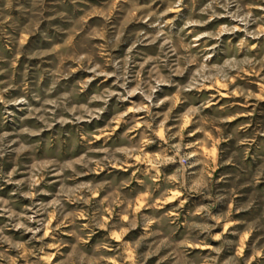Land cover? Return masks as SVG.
<instances>
[{
    "label": "clouds",
    "instance_id": "1",
    "mask_svg": "<svg viewBox=\"0 0 264 264\" xmlns=\"http://www.w3.org/2000/svg\"><path fill=\"white\" fill-rule=\"evenodd\" d=\"M26 2L0 0V62L40 61L35 83L0 80L3 111L23 105L22 121H34L0 132V182L17 185L15 199L0 196V264H264V124L242 121L229 131L227 123L243 107L256 109L257 91L264 96V0ZM14 5L26 23L12 16ZM172 9L188 11L166 18ZM93 16L100 19L88 23ZM35 35L51 48L26 51V37ZM8 71L0 67V76ZM77 72L91 75L69 79ZM217 82L233 97L223 105L203 92ZM14 89L22 94L6 98ZM41 132L49 134L32 139ZM93 136L105 138L97 144ZM205 147L218 150L215 162ZM226 165L234 171L208 178V167ZM169 199L177 203L165 208ZM229 202L232 211L213 214ZM240 212L247 217L230 218ZM233 224L242 227L229 232ZM212 240L221 243L211 247Z\"/></svg>",
    "mask_w": 264,
    "mask_h": 264
},
{
    "label": "rangeland",
    "instance_id": "2",
    "mask_svg": "<svg viewBox=\"0 0 264 264\" xmlns=\"http://www.w3.org/2000/svg\"><path fill=\"white\" fill-rule=\"evenodd\" d=\"M142 2L150 3L151 0H142ZM185 2H187V0H185ZM21 3H24L25 7L28 6L26 0H21ZM152 7L153 8L160 7L161 11H163V9L165 7H167V5H160L159 3H157V4H153ZM187 11H188L187 9H184L182 11H177L176 9H172L170 12L167 13L166 18H171V17H175V16H183V15H185V13H187ZM11 14L13 17H19L21 24L26 23V20L24 19V17H22L20 15V13L15 11V5L13 7V10L11 11ZM98 19H100V17L93 16V17H90L87 22L92 23V21L98 20ZM53 23H59V22L54 21ZM175 23L179 25L180 21L177 20V21H175ZM213 23H215V22H213ZM133 27H136V25H134V24L129 25L130 29ZM145 27H146V25H145ZM210 27H211V25H204L201 30L206 29V28H210ZM49 35L53 36L54 38L58 36V34L53 32V31H49ZM237 35H240V34L237 33ZM221 39L226 40V39H228V37L227 36L221 37ZM258 39L264 41V36H260V37H258ZM233 43H236V41H233ZM253 43H255V41H253ZM147 47L152 48L153 46L148 45ZM24 48L26 51H36L38 49L41 51H48L51 48V45L47 41L42 40L38 35H35V36H27L26 37V43L24 44ZM253 51H255V49ZM4 55L8 56L9 60L11 59V53L10 52H5ZM51 58H52V54H49L48 56L45 57V59H51ZM17 59L19 62L14 63V64H9L8 62H0V67L9 69L8 73L0 76V80L6 79V78H8V76H11L17 84L22 83L24 81L25 77L30 82H33V83L37 82L39 80V73H40V68H38L37 66L40 65V61L37 59H33L31 61H28L26 56H21V57H18ZM26 64L29 66L30 70H27V71L25 70ZM42 67H50V65L45 64ZM82 75L83 76H90L91 73H83V74L80 72L73 73V76L70 77L69 79L78 78V77H81ZM249 78L254 79L253 77H249ZM112 79H114V78H110L107 81V83L111 84ZM177 79H180V77H177ZM100 80H104V77H99L96 80H93L91 82V84L89 85V91H91L95 86H97L99 84ZM44 83L47 84L48 81L45 80ZM62 83H63V81H62ZM233 83H236V82L234 81ZM101 87H104V86L101 85ZM162 87L168 88V85H163ZM252 87L259 89L260 85L254 84V85H252ZM217 88L220 89L219 93H217V91H216ZM228 91H229V89L222 87L219 84V82H217V85L215 88L208 87V88H205L203 90L204 93H214L215 98L217 100H219L220 105H223L224 103L229 102L233 99V97H230L227 95ZM21 94H22V92L20 89H14V90H11L9 93L6 94V98L13 99V98H15ZM201 94H203V93H201ZM132 99L136 100L137 97L134 96ZM235 99L239 100L240 98L237 95V96H235ZM113 101H115V97H113ZM255 101H256V104L258 105L255 110H253L252 107H243L242 114H238L235 119L229 120L227 122L229 131H231L233 126H235L236 124H239L242 121L246 122V121L252 120V121H255L259 124H264V111H262V109H264V96H261L259 91H257V95L255 96ZM111 103H112V101H110V104ZM124 103L126 104L127 101H125ZM213 107H219V105H214ZM21 108H23V105H20V106L9 105L7 112H4L3 111V105H0V132H9V133L18 132L20 127H22L24 123H28V124L34 123V121L32 119H29L27 121H22V118L25 117L27 115V113H26V111H21L20 110ZM205 111L207 113H211L212 108H206ZM8 113H14V116H9ZM133 114H136V113L129 112V115H133ZM104 115H107V113H105ZM136 115H138V114H136ZM5 117H7V119H5ZM83 123L86 124L87 122H83ZM95 123L96 122L93 121V124H95ZM60 127L61 126L59 124L56 125V128H60ZM73 127L74 126L72 124L64 125L65 129H72ZM88 127H89L90 131H95V129H93L91 125H88ZM123 128H124V125L120 124L117 127H114L112 129V132L114 134H119L123 130ZM52 131H55V129H53ZM184 131H188V129H184ZM249 131H251V129H249ZM48 134H49L48 132H41L39 136H33L32 139L37 140V139H40L41 137L47 136ZM241 135H243V133H241ZM104 138H105L104 136H101L99 138H97L96 136H93V139L95 140V142L97 144L102 143ZM63 139H67V137H63ZM189 139L195 140V137H189ZM232 144H233V141L228 140V141L223 142L220 145V147L227 148L229 145H232ZM149 147L154 148L155 145H149ZM241 147H243V145H241ZM252 148H253V151H255V145L254 144L252 145ZM201 150L204 152L210 153V158H212L215 162V157L218 155V150L216 153H212V151L210 149H208L207 147H205ZM149 155H151V153H149ZM157 155H158V153H157ZM249 158H251V153L249 154ZM4 167H5V171H9L10 168L12 167V165L6 163ZM163 167L170 169L172 166L171 165H163ZM116 171H119L120 173L127 175V173L124 172L123 169H117ZM232 171H234V170L232 169L231 165H226L223 168L211 166V167H208V173L207 174H208L209 179H219L222 173L232 172ZM20 172L22 173L23 169H20ZM103 174H104V170H100V171L94 173L93 175L99 177V176H102ZM12 178L13 179H22L23 176L14 174ZM36 178L38 179L39 177H36ZM48 179L54 180L55 176H50V177H48ZM80 179H82V180L87 179V177H81ZM40 186H42V185H40ZM220 186L221 187H229L228 185H224V184H221ZM16 187H17V185H14V184L4 185L2 182H0V196H3L5 198H8L9 196H11L13 199H15L16 197L13 195V193H14V189ZM48 187L51 188V187H54V185L49 184ZM198 201H200V197L198 195L193 196L192 201H189L188 203H186L184 205V207L188 208V207L193 205V202H198ZM29 202L30 201L26 198H21V201H20L21 205H27V204H29ZM176 203H177V200L169 199L165 203L164 207L170 208L172 205H174ZM205 203H208V202L205 201ZM233 208H234V205L231 202H229L228 204L217 205L216 207H214L212 209V212L214 215L217 213H221V212L226 214V213L232 211ZM144 210H145V208L143 206V203L141 202L136 211L142 212ZM158 211H163V209H158ZM246 217H247V213L240 212V213L234 214L230 218L233 220H242ZM4 219H5L4 217H0V220H4ZM53 223H55L54 220H53ZM235 227H242V225L233 224V225L229 226L228 231L231 232L232 229ZM180 231H183V229H180ZM215 231L220 232L221 229L217 228ZM27 238H28L27 236L24 237V239H27ZM230 238L235 239V237H230ZM250 240H251V237H247L245 243H247ZM220 243H221V241H218V240L209 241V244L211 245V247H216ZM209 250H210V248H196V249H193L192 251H194V252H205L206 253ZM229 254H231V252L226 250L225 256H227ZM244 255H247V248H245V250H244ZM53 264H55V262H53Z\"/></svg>",
    "mask_w": 264,
    "mask_h": 264
}]
</instances>
